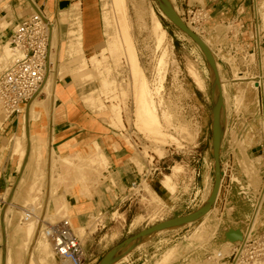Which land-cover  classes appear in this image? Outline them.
Instances as JSON below:
<instances>
[{
  "label": "rangeland",
  "instance_id": "obj_1",
  "mask_svg": "<svg viewBox=\"0 0 264 264\" xmlns=\"http://www.w3.org/2000/svg\"><path fill=\"white\" fill-rule=\"evenodd\" d=\"M78 1L79 0H58L59 6L55 12L56 0H0V15L10 20L9 28L12 34L15 25L20 19L31 13L32 9L30 6H33V8L37 10L38 5H42L49 15H55L57 30L56 43L54 42L55 51L53 53L57 56V59L55 56L54 61L57 60L59 79L58 83L55 84L57 86L58 95L55 93L56 97L54 98L56 100L58 99V101H56L57 105L56 108H54V100L45 98L44 96H46V94L39 99L42 100L43 103L44 100H46L43 108L47 112V116L42 119L46 128L40 133L43 135L46 147H48V133H50V131L58 132L54 144L56 152L58 154L62 152V156H66L77 166L84 165V167L91 169L85 170L89 172H87V176L89 177L88 181H82L81 183L75 181V178H72V175L75 174L73 166L63 164L60 158L58 160L57 156H53L48 148H46L44 160L41 159L40 162L42 177L41 180L35 181L32 171L33 166H31V169L29 168L30 165L26 168L29 164L30 157H32L31 152L34 153V150H36L33 144L39 140L38 136L37 140H34V136L37 135V133L34 130L33 121L24 111L20 116L14 118V123L10 124L7 122L4 127L5 134L3 136L1 135L0 138V157L2 158L0 164H3L4 161L9 159L10 162H7L5 166L8 164L16 166L18 157H10V148L12 145L10 141L15 134L21 135L19 138L21 141H24L23 154L25 160L23 159L24 161L21 162L20 174H17V176L22 177L24 175L25 181L23 186H20L18 191L16 190V192H14V201L10 199L11 187L13 186L0 188V195L5 198L0 199V208L12 207V223L11 227H9L8 248L2 250V246L0 247V264H27L32 258H38L37 256L39 254L34 248L39 239L40 229L35 223V219L24 223L21 220V216L24 215V210H32V208L38 209L39 207L42 209L43 204L50 209L47 213L52 216L63 203L62 201L54 210V203L56 202V199H54L52 195L54 187L55 193L57 191L60 193L66 190V194L64 195L65 198L62 200L68 202L70 209L79 220H85L89 223L85 226L86 234L83 236V234L79 233L80 231L76 232L78 228L77 218L71 219L72 225L76 229H74V231L77 234L79 233L78 235L83 236L80 237L85 248H91V253L95 251L94 254L98 253L100 257L99 261L93 264H104L108 256H111V252L115 253L125 250L128 242L118 250L115 249L123 241L136 236L142 230L150 229L153 226L172 219L182 218L206 206V209L203 210L195 220L184 226L173 227L171 229L158 231L151 236L147 234L136 238L122 256L108 264H155V262L161 259L162 255L167 253L169 249L175 251L172 256L174 259L171 257L173 260L169 259L171 262L168 260L165 264H215L216 260L213 258L209 260L208 256L214 255V250L219 247L222 248L224 245L222 243L224 242H220L221 245L216 246L211 240H213L215 236L219 237V234L226 226V223H223V221H226L225 217L227 211H231L229 208L232 207L233 211L235 209V218H244L246 215H250L251 211L250 204H248V207H244L242 204V199L240 195H238L239 188L236 184L232 186L233 196L229 203L224 204L223 202H218L215 204L220 186V183L217 184V187L215 186V160L212 156L214 139L212 123L213 106L215 105V90L219 92L223 84H225L228 90V98L222 97V104L226 112V126L222 139L219 142V157L223 150V140L226 135L227 122L232 104L234 102L237 103L236 99L238 96V99L243 98L244 94L248 97L251 93L250 84L248 85L246 83L247 81H242L243 83L240 81L233 82V73L231 70H236L235 67L224 65L222 58L214 54L212 44L216 38H214L215 33H222L225 27L223 24L217 25L212 29L206 26L205 28L207 31H205V33L202 34L203 37H201L193 28L186 25L191 31L197 34L214 58V68H216L214 71L218 75L217 77H219V85L217 86L218 89H216V84L212 81L213 79H211L212 75L205 53L172 19H166L163 15L165 9L162 5V1L160 3L159 0H128L129 18L132 22V32H134L133 36L135 38L139 58L149 80L152 82L157 78L156 66L163 52V48L160 50V48L156 46L157 42H154L155 37L152 34L153 32H150V30L152 31L151 26H153V24H151L153 23L151 22V19H153L152 12L162 21L167 31L168 39H166L164 43V46L167 47H163L168 48L169 58L167 61L169 62H167L166 78L164 80L162 95L165 104L174 115L173 122L177 125H186L187 128H189L188 131H190L193 136L187 139L183 136L181 138L178 131L176 133L173 129H170L172 134L174 133L173 135L179 138V141L182 139L180 141L181 145H177L176 142L167 139L165 140V144L161 145L162 143H159L160 147H156L157 143L153 140L154 138L151 139V137H148L143 132L136 129L133 124L132 120L134 117L132 114L134 103L131 91H128L131 82L128 63L125 58H122V64H117L116 62L115 64V56L109 50L110 43L114 39L117 28L115 27L116 19H113L115 15L114 17L112 15L113 8L110 7L112 5L111 2H109L110 0H82L83 4H77L75 6L76 8L70 10L71 5ZM187 1H189L190 4L194 1H199L203 5H206L205 0H186V3ZM258 1L255 7V16L257 17L258 28L262 32L261 35L264 36V0ZM173 2L178 10V17L183 22L181 14L186 7V3H183L182 0H173ZM105 6H107V8ZM107 9L108 11H106ZM80 11L83 12L82 16H80ZM108 12H111V15ZM110 18L113 22L110 21ZM82 21L85 25V35L84 29L82 28ZM111 34H113V37ZM85 36L94 43L87 48H85ZM107 44H109L108 47ZM75 47H77V51ZM103 47H105L104 55L106 54L105 56H107V61L104 66L109 67V73L107 75L106 72L105 75L109 76V79L115 80L113 88H117L119 93L126 89L128 92L126 100L121 97L122 102H125L123 107H126L124 108L126 127L122 130L111 126L112 124L109 119L110 112L108 110L101 113L96 110V105L93 104L94 106H91L93 103L92 100H85V98L89 97V93L91 95L92 91L101 90L98 72L93 68L90 56L95 54L101 58L102 53L100 52ZM71 49H73V52ZM260 52L259 59L256 60V65L253 66V73H249L247 76L257 75L259 71H261L260 73H264V44ZM221 54H224V52L220 53V55ZM78 56H80V63L79 59H76ZM74 58L78 62H75ZM83 60L88 62V68L90 67L89 69L92 70V72L90 70L85 71L88 70V68L85 70L82 69L83 66H81V64H84V62H82ZM10 62H12V60L6 59L4 51L0 46V75ZM78 64H80V66ZM190 68L194 74L191 73ZM81 69L85 71V73L90 72L92 78L81 79L80 77H85V75H81V73L79 74L80 76L78 75ZM255 69H258V71L255 72ZM76 73L77 75H75ZM85 73L83 72V74ZM91 89L92 91H90ZM110 103L111 101L106 104L110 106ZM0 119L2 120V116H0ZM68 120L74 124L73 128L70 126V122L64 124V122ZM91 120L94 121V128L98 133L95 134L93 139L81 137L83 141V146L81 148L78 145L81 139H79L77 135L74 136V132L77 131L76 127L78 122L93 128L90 124ZM39 122L41 123V121ZM55 123L57 128L54 125ZM65 127L67 129H64ZM68 132L73 133V136L65 135ZM2 133L3 132H1V134ZM42 135L39 137H42ZM105 137L108 138L107 141L115 146L114 149L106 147L104 150L107 152V156L113 164L108 158H105L106 153L104 151H101V154L105 155L104 157L102 156L104 160L100 156V153L95 154L91 152L95 140L100 141ZM192 138L193 141L191 140ZM215 143L217 142L215 141ZM224 150H226V146H224ZM97 155L100 156V160L95 158ZM147 156H155L156 159H158L157 157L165 158L164 161L167 168L166 171L163 172V176L155 175L150 179V183L146 182V185L143 184V191L140 192V195L137 194L132 198L135 200L125 205L117 206L109 212L108 216L103 214L99 219L90 218L93 216V214H90V211L94 209L92 203L98 201L99 205L102 206L104 201H110L114 198L116 200L118 199L117 197L120 198V194L128 188L129 184L127 185L126 181L131 182L130 179L133 180L137 178L142 169H145L146 160H148ZM130 157L138 162V171L134 168H128L130 165H127V160ZM90 159H94L95 162L98 161L99 163L93 167V164L90 163ZM100 161L107 165V167H105L107 170H104V164ZM91 164L92 167H90ZM176 165L181 166L179 177L173 179L170 184L171 187L163 186L162 180L164 175L171 173L173 166ZM114 166L115 170L113 171L112 168ZM96 167H98L97 172H92V169ZM194 169L196 170V179L194 181L195 184H192L188 179L191 180L194 178ZM61 172H65L63 183L61 182ZM236 176L237 175H235V177ZM17 178L9 180L14 184ZM54 178L57 180L53 181ZM120 178L125 179V182H118ZM112 180L114 183H112ZM205 180L207 182H205ZM49 185L50 190L45 191ZM146 186L153 189L160 197L155 198V196H148L145 189ZM42 191H44V194L50 193L51 199H54L52 206L50 205L51 201L49 203L47 200H44V202L42 201V199L45 198L44 194L43 198L40 197L37 200V196H42ZM81 193L86 194L78 198L74 196ZM144 197L146 199H144ZM180 206L183 207V210H181L182 212L176 213V211H179ZM118 208V212L124 215L125 221H123L122 218L119 220L113 218V213L116 212ZM207 209L208 213L206 211ZM65 210L61 212L62 216H66L64 215L66 214ZM20 211L23 212L22 215ZM60 219L61 218L55 220L59 221ZM201 224L203 225L204 236L202 240L204 243L203 245L201 244L200 247L198 246L192 249L191 247L193 246H187L186 244L189 243V238L191 239L193 232L199 228ZM114 232L116 235H114ZM192 238L194 239L195 236ZM138 240L139 242H143L137 245ZM88 261V264H92V260ZM52 264L61 263L59 259H56L54 256V262Z\"/></svg>",
  "mask_w": 264,
  "mask_h": 264
},
{
  "label": "built area",
  "instance_id": "obj_2",
  "mask_svg": "<svg viewBox=\"0 0 264 264\" xmlns=\"http://www.w3.org/2000/svg\"><path fill=\"white\" fill-rule=\"evenodd\" d=\"M182 1L186 3V0ZM244 12L242 9L237 19L224 24L225 29L220 34L215 33L214 38H216L212 44L214 54L222 58L224 65L236 68V73L231 70L233 82L247 81L251 89L248 97L244 94L239 103L232 104L223 150L219 157L220 186L215 204L229 203L233 196L232 186L236 184L242 204L244 207L250 204L251 208L250 215L244 218H235V209L231 214H226V221H223L226 226L219 237L214 235L211 240L214 245L220 246L221 243L218 241L224 239L225 232L230 228H241L242 240L229 244L226 252L219 247L214 250V255L208 256L209 260L220 258L224 264H264V222L252 224L255 216L264 213V73L259 71L257 75L247 76L253 73V66L259 59L264 36L261 35L257 20L254 23L243 21ZM181 16L187 26L203 37L202 34L207 31L205 27L210 19L206 5L199 1H194L192 4L187 1ZM54 27V19L49 17L42 5H38L37 11L27 14L16 24L10 38V46L18 56L0 75V109L3 121L18 117L31 101L45 95L44 84L57 70L56 61L52 58ZM207 34L209 35L208 32ZM223 52L224 54L220 55ZM245 157L253 160V168L258 177L255 184L251 183L248 174L243 170L242 162ZM147 158L145 169H142L140 175L129 183L127 190L120 194V198L117 197L118 206L135 200L132 198L137 194L140 195L143 184L150 183V179L155 175L163 176L167 168L165 158L156 159L155 156H147ZM193 172L194 178L188 180L195 184L196 170L194 169ZM8 186L13 184L10 182ZM0 199L5 198L0 195ZM32 219L34 213L29 209L24 210L21 220L25 223ZM43 231L60 261L67 264H88L84 243L75 233L68 218L46 224Z\"/></svg>",
  "mask_w": 264,
  "mask_h": 264
},
{
  "label": "bare ground",
  "instance_id": "obj_3",
  "mask_svg": "<svg viewBox=\"0 0 264 264\" xmlns=\"http://www.w3.org/2000/svg\"><path fill=\"white\" fill-rule=\"evenodd\" d=\"M159 1H160V3L162 1V5H163V7L165 9V13H163V15L166 17V19L169 18V19H172V20H174V19L178 20L177 19L178 18V10H177L176 5L174 4L173 0H159ZM109 2H111V4H112L110 7L113 8V10H114V11L112 10V12H113L112 15H113V17L115 15V17L113 19L114 20L116 19L115 27H117L115 35H114V39L111 41V39L109 38L110 41H111L110 46H109V50L115 56L116 60L113 58L115 60L114 63L115 62L117 64L121 63L122 58H125L126 62L128 63V67H129V70H130L129 72L131 74V77H130L131 78V82L129 80V82H130V86L129 87L130 88L128 89V91L129 90L131 91V95H132L133 103H134V110H133V114H132L134 119L132 121H133V124H134L135 128L138 129L139 131L143 132L148 137H151V139L154 138L153 140L157 143L156 147H158V146L160 147L161 143H162L161 145L165 144V142H166L165 140H167V139L176 142L177 145H181L180 141L182 139L179 141V138H177L175 135H173L174 133L172 134V131H170V129H173L174 132H176V133L178 131L180 133V135H181V138L183 136V137H185V139H187V138H191L193 136L190 133V131H188L189 128H187L186 125H183V124L177 125V124H175L173 122L174 115L169 110L168 106L165 104V100H164L163 95H162V91L164 90V80L166 78L165 76H166V71H167V62H169V61H167V59L169 58L168 57V50H167L168 48H164V47H167V46H164V43L166 42V39H168L167 38V31L164 28L162 21L158 18V16L154 12H152L153 13L152 14V18L153 19H151V22H153V23H151V24H153V26H151L152 27V31L150 30V32H153L152 34L155 37L154 38L155 39L154 42L155 41L157 42L156 46L158 48H160V50L163 48V52L160 55V57L158 59L157 66H156V71H157V76L156 77L157 78L154 80V82H152V81L149 80V78H148V76H147V74L145 72V69H144V67H143V65H142V63L140 61V58H139L138 50H137L136 43H135V38L133 36L134 32H132L133 31L132 30V22L130 21V18H129L130 14L128 12V10H129L128 9V0H110ZM160 6H161V4H160ZM30 7H31L32 11H34V10L37 11L35 8H33V6H30ZM105 7L107 8V6H105ZM110 7L108 6V8H110ZM111 8H110V10H111ZM106 11H108V9ZM108 13L110 14L111 12H108ZM49 17L53 18L54 22H55V27L52 30V47L54 48L53 51H52V58L54 59L55 56H56V55H54L53 52L55 51L54 42H55V39H56L57 20H56L55 17H51V16H49ZM110 21H111V18H110ZM111 22H113V21H111ZM112 24H114V23H112ZM111 30H113V29H111ZM110 32H112V31H110ZM109 35H110V33H109ZM112 35L113 34H111V36ZM11 36H12V31H10L8 23L0 18V46L2 47V49L4 51L6 59L14 60L18 56V54L14 53V51L11 49V46H10V38H11ZM111 36H109V37H111ZM108 45L109 44H107V47H108ZM166 45H167V43H166ZM71 46H72V43H71ZM76 48L77 47H75V49ZM71 50L73 52V49H71ZM76 51H77V49H76ZM89 51H92V50H89ZM104 52H105V47L101 48V52H100V53H102V57L101 58H99L98 55L96 56L95 54H93V56H90L91 57L90 60L92 59V66L98 72L99 85H100L101 90L100 91H96V90L92 91V89H91L90 90V91H92L91 95H90V93H89V95L86 93L89 97L85 98V95H86L85 94L84 98H85V100L86 99L92 100L93 103H92V105L91 104L90 105L91 106L96 105V110L97 111H100V112L103 113L104 111L108 110L110 112L109 119H110L111 124H112L111 126H114L115 128H118V129L119 128L120 129H124L126 127L125 119H124V111H125L124 108H126V107H123L125 105V102L124 103L122 102L121 97H123L124 100H126V95L128 94V92H127V89H126L125 91L122 90L119 93L117 88H115V89L113 88L114 84H115V80H111V79H109V76H107L108 73H109V67H105L104 66L105 62L107 61L106 60L107 56H105L106 54L104 55ZM113 55H111V56H113ZM75 58H74V61L78 62L76 59H79L80 56H78V58H76V59ZM56 59H57V56H56ZM85 59H87V58H85ZM80 62H81V60L79 59V63ZM82 62H84L83 65L81 64V66H83L82 69L83 70L87 69L88 66H89L88 62L86 60H83ZM78 65L80 66V64H78ZM89 68H88V70H85V71H89L90 70ZM102 68H103V70H102ZM209 68H210V73L212 75L211 79H213L212 81L216 84L215 88L218 89L217 86L219 85V77H217L218 75L214 71V70H216V68H214V64L213 63L212 64L210 63ZM56 69L58 70L57 60H56ZM82 69H81V72L78 73V75L81 73V75H85V77L82 78L83 77L82 76V77H80L81 79H90V78H92L90 72H86L85 73V71H83ZM57 70H56V73L51 74L48 77L47 81L44 84V90H43L45 92V94H46V96H44L45 98H47L48 100H50V99L54 100V102H55L54 103V108H56V105H57L56 101H58V99L56 100L54 98V97H56L54 92H55V86H56L55 84L57 83ZM82 71L85 74H83ZM90 71L92 72V70H90ZM190 71H191L192 74H194V72L192 71L191 68H190ZM213 71H214V74H213ZM106 72H107V75H105ZM233 72H236V70H234ZM75 75H77V73ZM80 78H78V79H80ZM215 84H214V86H215ZM238 95H240V94H238ZM222 97L223 98H228V90H227L225 84L222 85V87L220 88L219 92L217 90H215V94H214V98H215V100H214L215 102L214 103H215V105L213 106L214 107V110H213L214 112H213L212 127H213V130H214V139L213 140H215L216 142H220L221 141L222 136H223V134L225 132V126H226V120H225L226 112H225V109H224L223 104H222L223 103L222 102L223 101ZM238 97L236 99L237 103H239V101H241L240 99H242V98L238 99ZM39 99L40 98L31 101V103L28 104L25 107V108L30 107L31 116L34 119H36V123H35L36 126H42L43 125V123L39 122V119L41 120V115H42V112H41L40 108H42V106L45 104V101H46V100H44V103H43L42 100H39ZM110 101H111L110 106H108L106 103H108ZM86 103H88V102H86ZM234 103H236V102H234ZM0 116H2L1 109H0ZM2 119H3V117H2ZM2 122H3V120L0 119V126L2 125ZM175 122H178V121H175ZM191 140L193 141V138ZM55 141H56V133H55V131H50V135H49V138H48V148H49V152L52 153V154H54ZM19 142H21V141H18L17 139L15 140V144L16 145H18ZM42 143H43V140L41 138H39V140H38L39 147H40V145H42ZM126 143H127V141H126ZM100 145H103L102 141H100ZM100 145L95 143L93 145V148L98 149V147H100ZM10 157H14L11 152H10ZM59 158H60L61 161H64V162H67V163H72L71 161L64 160L65 158H63L60 155L57 156L58 160H59ZM252 161L253 160H251L250 158L248 159L246 157L245 160L243 161L242 165H243V170L248 174L250 181H255V182H251V183L255 184L258 181V177H257V174H256L254 168H253ZM101 163H103V162H101ZM137 163L138 162L132 157H130L127 160V165H130L128 168H131V169L134 168V169H136L138 171L139 168H138V164ZM97 164L94 163L93 167H95ZM103 164H104V170H107V169H105V167H107V165H105V163H103ZM139 166H141V165H139ZM90 167H92V164L90 165ZM20 169H21V161L18 159L17 164L15 166V170L18 172V175L20 174ZM97 169H98V167L93 168L92 172L96 173ZM180 171H181V166H178V165L173 166L171 173L164 175V178L162 180V185L165 186V187H169V186L171 187V185H170L171 182L173 181L174 178L179 177ZM81 172L82 171H76L75 174H74V177L75 178L76 177H81V175H82ZM20 178H21V176H18V178L16 179L15 183L13 184V187H11L12 190H11V193H10V199H13L14 192H16V190L18 191L19 186L22 185V181L20 180ZM23 180H25L24 175H23ZM96 182H98V181H96ZM205 182H207V181L205 180ZM112 183H114L113 180H112ZM173 185H174V183H173ZM107 186H109V185H107ZM5 187H9L8 183H6ZM145 189H146V193H147L148 196H150V197L155 196V198L160 197L157 193H155L153 191V189L149 188V186H146ZM43 190H44V188H43ZM49 190H50V185H49V187L46 188L45 191H49ZM43 192L44 191H42V196H40V195L37 196V200L40 197L43 198V194H44ZM85 194L86 193H81V194H78V196H83ZM74 196L77 197V195H74ZM95 196H96V194H95ZM44 199L47 200V202L49 203L51 201L50 193L46 194ZM44 199H42V201H44ZM144 199H146V198L144 197ZM114 200H115V198L110 200V201H104L103 205L106 204V203H110L111 201L114 202ZM12 201H14V199ZM212 201H214V200H212ZM103 205L101 206V205H99L98 201H95V209L90 211V214H93V216L88 214L89 216H92L90 218H92V219L101 218L103 216V214H104V209H105L104 208L105 206H103ZM65 206L67 208V212L64 215H66V216H62L61 215V212L64 211V209H61L60 211L57 210L52 216H50L47 213L46 209H43L42 211L38 212V210L41 209V207H39L38 209L32 208L31 211L34 213L35 223L38 225V228L40 229L39 239H38V241L35 244L36 247L34 248L38 252L39 255L37 256L38 257L37 259L32 258L27 264H52L54 262V256H55L56 259H58V257L56 256V254L54 253V251L52 249L51 242L45 236L43 229H44V226L46 224L55 223V222H57L55 219H59V218H61V219L62 218H68L72 228L75 229L73 227V225H72L71 219L77 218V217L74 214V212L70 209V206L68 205V202H66ZM208 209H210V208H208ZM208 209L206 210L207 213H208ZM229 209L231 211H229V212L227 211V214H231V212L233 210L232 207H230ZM20 213H21V215L23 214L22 211H20ZM11 214H12V207L8 206V207H4V209L0 208V221H1V232H2V250L4 248H8V243H7V240L5 241V238H6L7 233H9L8 225H9V218L12 219ZM261 214L255 216L253 218V223L252 224H254V223L258 224V223H263L264 222V213L262 215ZM85 216H87V215H85ZM142 217H144V216H142ZM121 218L124 221L125 218L123 217V215L115 214V219L119 220ZM84 221L85 220H79L77 218V226H78L77 230L78 229L79 230L77 231L75 229L76 232L80 231L79 233L83 234V236H85L84 234H86L85 226L89 224L88 222H86V221L84 222ZM202 224H201V226L199 228H197L193 232L192 237L195 236V238L193 239L191 237V239H193V240H191L189 238V241H188L189 243L186 244L187 246H193V247H191L192 249H194V248H196L198 246L200 247V245L201 244L203 245V243H204V241L202 240V237L204 236L203 225ZM114 235H116L115 232H114ZM80 236L83 237L82 235H78V237L80 239H81ZM209 239H210V237H209ZM81 241H82V239H81ZM142 242H139V240H138V242H137L138 244L137 245H140ZM220 242L221 243L224 242V243H222V244H224L222 246V249H224L225 252L227 251L229 244L233 243V242H230V241H218V243H220ZM131 243L132 242H129L126 245L125 250H123L122 252L121 251L120 252H115V253L111 252V256H108L107 260L104 259L105 263L108 264L110 262H113L118 257L122 256L123 253H125V251L127 250V248L130 247L129 245ZM174 249H175V247H174ZM174 252L175 251L173 249L172 250L169 249V251L167 253L162 255L161 259H159V260H157V262H155V264H165V263H167V261L169 259L170 260L172 258L174 259V257H172ZM60 263L61 264H67V263L62 262V261H60ZM215 264H224V262L221 261L220 258H217Z\"/></svg>",
  "mask_w": 264,
  "mask_h": 264
},
{
  "label": "crops",
  "instance_id": "obj_4",
  "mask_svg": "<svg viewBox=\"0 0 264 264\" xmlns=\"http://www.w3.org/2000/svg\"><path fill=\"white\" fill-rule=\"evenodd\" d=\"M70 1V0H69ZM75 1V0H74ZM205 2H206V5H207V7H208V9H209V12H210V20L207 22V27H209L210 29H212V28H214V27H216L217 25H220V24H226V23H228V22H232L233 20H235V19H237L238 17H239V14H240V11L242 10V9H244V14H243V21H245V22H247V23H254L253 21H255L256 20V16H255V7H256V4L259 2L258 0H205ZM77 4H83V1L82 0H79L78 2H74L72 5H71V7H70V10L71 9H73V8H76L75 6L77 5ZM58 6H59V2H58V0H56V7H55V12H56V10L58 9ZM82 9V8H81ZM46 11V10H45ZM72 13V12H71ZM82 13L83 12H81L80 11V16H82ZM49 15V14H48ZM49 16H51V17H55V15H49ZM0 18L2 19V20H4V21H6L7 23H8V25H9V27H10V20L9 19H7L6 17H3V16H0ZM11 19V18H10ZM250 28H251V26H249ZM82 28L84 29V35H85V25H84V22L82 21ZM86 37V36H85ZM85 48H87V47H89V46H91L92 44H94L89 38H85ZM258 71V69H255V72H257ZM58 79H59V68H58V71H57V83H58ZM55 93H57V86H56V90H55V92H54V94ZM57 95H58V93H57ZM56 96V95H55ZM109 106V105H108ZM40 110H41V112H42V115H41V120L39 119V121H41V123H43V125L42 126H36V119H34L32 116H31V111H30V107L28 108H25V113H27V115L29 116V118H31L32 119V121H33V125H34V130H35V132L37 133V135H35L34 136V140H37V136H38V139L39 138H41L42 140H43V143H42V145H40V147H39V145H38V142H35L33 145H34V148L36 149V150H34V153H32L31 152V155H32V157H30V160H29V164L27 165V167L26 168H28V166L30 165V169H31V166H33L32 167V171H33V174H34V180L35 181H38V180H41V177H42V170H41V164H40V162H41V159L42 160H44L43 158L45 157V151H46V148H48V147H46V142H44V139H43V135L40 133V132H42V130L44 131V128H46V125L44 124V121H42V119L44 118V117H46L47 116V112H46V110H44V108H43V106H42V108H40ZM105 112V111H104ZM102 113V112H101ZM20 116V115H19ZM23 117V116H22ZM3 120V119H2ZM14 119H12V120H9V121H3L2 122V125L0 126V138H1V135L3 136L4 134H5V131H4V127H5V125L7 124V122L8 123H14ZM67 122H70L69 120L68 121H66V122H64V124L65 123H67ZM94 121L93 120H91V125L93 126V128H90V126H86V125H84V123H81V122H78V125H77V131L76 132H74V136L75 135H77L78 136V138L79 139H81V137H84V138H86V139H93V137L95 136V134H97L98 133V131L94 128V123H93ZM89 123V122H88ZM88 123H86V124H88ZM47 124V123H46ZM76 124V123H75ZM55 125V127L57 128V125H56V123L54 124ZM74 124L72 123V122H70V126H72V128L74 127L73 126ZM13 126H15V125H13ZM64 129H67L66 127L64 128ZM58 130V129H57ZM122 130V129H121ZM1 132H3L2 134H1ZM56 133V132H55ZM42 135V137H39V136H41ZM57 134H58V132L56 133V136H57ZM49 135H50V133H48V138H49ZM65 135H68V136H73V133H70V132H68V133H66ZM83 135V136H82ZM21 135H17V134H15L13 137H12V139H11V141L10 142H12V145H11V148H10V152L12 153V155L13 156H17L18 157V159L21 161V162H23L25 159H24V155H22L23 154V152H24V144H23V141H21V139L19 138ZM18 140V141H21V142H19L18 143V145H16L15 144V140ZM56 139H57V137H56ZM107 139L108 138H103L102 140H100V141H102L103 142V145L101 146L100 145V147H98V149H95V148H93L92 147V149H91V152L92 153H95V154H98V153H100V156L102 157H104L105 155H103V154H101V151H104L105 149H106V147H109V148H112V149H114L115 148V146H114V144H112V143H110L109 141H107ZM100 141L99 140H95V142H94V144L95 143H97V144H100ZM83 141H82V139L79 141V143H78V145H79V147H81L82 148V146H83V143H82ZM93 144V145H94ZM5 146H6V144H5ZM4 146V147H5ZM48 150H49V148H48ZM56 150L54 149V154L53 155H55V156H58V155H60V156H62V152L61 153H56L55 152ZM1 152V151H0ZM105 152V151H104ZM117 152V151H116ZM106 153V156H105V158H108V160H110L109 159V157L107 156V152H105ZM94 154V155H95ZM100 156H98L97 155V157H95L96 159H98V160H100L101 158H100ZM63 158H65L64 160H68V161H71V160H69L66 156H62ZM103 157H102V159H103ZM100 158V159H99ZM0 159H2L1 157H0ZM24 159V160H23ZM6 160V159H5ZM104 160V159H103ZM111 161V160H110ZM9 163L10 162V160L8 159V160H6V161H4L3 162V164H0V188H3V187H5L6 186V183H10V180L9 179H13V178H17L18 176H17V174H18V172L15 170V166H13V165H10V164H8V165H6L5 166V164L6 163ZM63 164H66V165H69V166H73V168L75 169V172L76 171H82L81 172V177H74V175H73V178H75V181H78V182H82V181H88L89 180V177L87 176V172L85 171V170H90V169H86V167H84V165H76L75 163H67V162H64V161H61ZM72 162V161H71ZM31 163V164H30ZM90 163H92V164H97L98 162H95L94 161V159H90ZM111 163L113 164V162L111 161ZM111 170V169H110ZM112 170L114 171L115 170V166L112 168ZM66 172V171H65ZM64 172V173H65ZM64 173L63 172H61L60 174H62V179H61V182L63 183V180H64ZM89 173V172H88ZM66 175V174H65ZM70 176H71V174H70ZM39 178V179H38ZM20 180L22 181V185H20V186H23V184H24V181L25 180H23V176L20 178ZM55 180H57V179H53V181H55ZM131 181H132V179H130ZM129 180V181H130ZM12 182V181H11ZM60 182V183H61ZM118 182H125V179H118ZM130 182H128V181H126V184L128 185ZM56 185H57V182H56ZM55 185V186H56ZM19 186V187H20ZM64 187V186H63ZM59 191H57L56 193H55V187L53 188V198L54 199H56V202L54 203V210L61 204V202L63 201V203L61 204V206H60V208L58 209V211H60L61 209H66L65 210V212H67V208H66V202L67 201H65V200H62L63 198H65L64 197V195L66 194V190L65 191H61L60 193H58ZM45 196H46V194H44ZM56 195V196H55ZM78 197H80V196H78L77 195V198ZM54 199H51V203H50V205L52 206V202H54ZM45 200V199H44ZM44 202V201H43ZM93 204V206H94V209H95V201L92 203ZM113 204V205H112ZM104 214L105 215H107L108 216V214H109V212L112 210V209H114V208H116L117 206H118V202L115 200L114 202H110V203H106V204H104ZM180 209H179V211H176V213H181L182 211L181 210H183V207H179ZM43 209H46V211L47 212H49V208L47 207H45L44 206V204H43V207H42V209H39V211H41V210H43ZM106 209H107V211H106ZM118 210H119V208L116 210V212H114L113 213V218L115 219V214H119V215H123V214H120L119 212H118ZM38 211V212H39ZM123 217H124V215H123ZM12 219L11 218H9V225H8V231H9V227H11V223H12V221H11ZM77 221V220H76ZM124 221H125V219H124ZM125 230V229H124ZM7 240V243L9 242V233H7V235H6V238H5V241ZM24 249V248H23ZM22 249V250H23ZM85 251H86V254H87V257H88V260H92V264L93 263H95V262H98L99 261V259H100V257L98 256V253L97 254H94L95 253V251L93 252V253H91V248H85ZM12 264V263H11ZM14 264V263H13Z\"/></svg>",
  "mask_w": 264,
  "mask_h": 264
},
{
  "label": "water",
  "instance_id": "obj_5",
  "mask_svg": "<svg viewBox=\"0 0 264 264\" xmlns=\"http://www.w3.org/2000/svg\"><path fill=\"white\" fill-rule=\"evenodd\" d=\"M178 20H173L175 22V24L182 30L184 31L188 36H190L198 45L199 47L203 50V52L206 55L208 64L210 65V63L214 64V58L213 56L210 54L208 48L206 47V45L202 42V40L197 36V34H195L193 31H191L185 23H183L180 18H177ZM213 87V84H212ZM214 136V134H213ZM219 142L215 143V140H213V149H212V156L215 160V177H216V187L217 184L220 183V160H219ZM216 191V189H215ZM207 207V206H206ZM206 207H203L201 209H198L196 212H193L187 216H184L182 218H176V219H172L169 220L165 223L162 224H158L156 226L151 227L150 229L147 230H142L139 234H137L134 237L128 238L125 241H123L115 250H118L119 248H121L123 245H125L127 242H132L133 240H135L136 238H139L141 236L150 234V236L152 234L157 233L158 231L161 230H165V229H171L173 227H181L186 225L187 223L195 220L198 215L206 209ZM243 239V234L240 228L238 229H233L230 228L229 231L224 233V239H222V241H230V242H236L239 240Z\"/></svg>",
  "mask_w": 264,
  "mask_h": 264
}]
</instances>
